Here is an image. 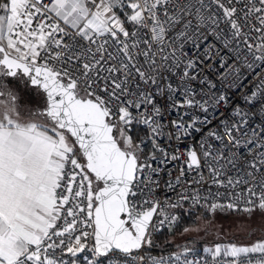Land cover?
Listing matches in <instances>:
<instances>
[{
  "label": "snow or ice",
  "instance_id": "obj_1",
  "mask_svg": "<svg viewBox=\"0 0 264 264\" xmlns=\"http://www.w3.org/2000/svg\"><path fill=\"white\" fill-rule=\"evenodd\" d=\"M208 36L248 68L264 65V0H0V78H25L42 97V110L23 117L0 83V264H77L86 250L87 264H144L152 230L175 223L171 210L185 200L259 213L264 223V80L242 97L248 111L229 95L210 94L216 84L199 75L204 61L185 50ZM214 54L213 44L206 58ZM221 106L239 118L221 121L226 135L210 131L181 149L211 122L195 110ZM134 125L147 132L134 137ZM228 137L245 157L225 154ZM177 161L181 175L168 187L193 171V183L206 184L207 167L211 186L225 192L197 188L162 205L152 196L160 186L154 177ZM225 195L227 203H208ZM192 251L148 260L209 264L188 259ZM203 251L210 264H264V239Z\"/></svg>",
  "mask_w": 264,
  "mask_h": 264
},
{
  "label": "built area",
  "instance_id": "obj_2",
  "mask_svg": "<svg viewBox=\"0 0 264 264\" xmlns=\"http://www.w3.org/2000/svg\"><path fill=\"white\" fill-rule=\"evenodd\" d=\"M46 2L50 3V0H46ZM197 44L198 46H193L192 44L186 45L185 50L189 56L191 57L199 56L200 59L204 61L203 65H201L203 70L200 71L199 75L201 77L206 76L208 79L212 80L216 84V88L211 89L210 94L216 95L223 93L229 95L230 97L233 98L234 103L240 104L245 111H248L249 106L242 102V97L254 91L257 85H259L260 82L264 80V65L254 64L253 68H248L244 64L243 59L238 58L239 54L234 52L231 48H224L222 43L215 40L211 36H208L207 40H199ZM213 44L215 45L216 54L212 55L211 59L208 60L206 58V53H208V48L211 47ZM249 59L251 60V58ZM233 69H235L236 71H233ZM193 84L197 91H200L201 89H204L205 91H209L206 85H201L198 82H193ZM157 102L162 103L159 97H157ZM253 111H256V109H253ZM220 113H223V115H220ZM195 114L201 117L207 116V118L211 122L203 125L201 132L193 133V138L191 140L186 139L184 143L181 145V149H183L189 143L195 144L196 141L200 140L201 138L207 137L210 131H215L220 135H226L224 133L221 121L226 120L228 125L231 126L232 123H234L236 120L239 119L238 117L232 116L230 108L223 106H221L217 112H214L213 109L210 107L209 112L206 114L200 111L199 109H196ZM176 116L177 113H172L171 116H166L165 119L166 120L175 119ZM252 123L258 124L259 120L254 117ZM137 126L142 128L143 133L147 132L146 126L144 125H137ZM227 139L229 142L230 150H225L226 155H231L232 153H237L240 157H245L247 155L246 148L243 145L240 148L232 147L230 137H228ZM241 139L243 140V138ZM174 143L175 142H173V144ZM209 143H211L213 146L217 148L221 146L220 143L215 140L209 139ZM161 145L167 147L168 142L162 140ZM150 149H151V145L149 144V148L147 151H145V153H147ZM241 164H242V160H241ZM181 166H182V161L171 162L163 166L164 170L160 173L159 176L154 177L159 181L160 186L159 188H154L152 192V196L155 199L160 200L162 205L166 202V198L168 203H175L179 200L181 194L185 196H191L192 191L197 188L200 190L201 195H203L206 191H208L209 188L213 194L217 190H219L220 192H225V189L223 188L217 189L215 186H211V180L209 177L207 167H203L201 169V171L204 174V178L207 181L206 184L193 183V181L199 179L197 172L193 171V172H187L183 176L182 182L179 185L175 186L174 188L168 187L169 181L175 182V177L181 175L179 171ZM226 170L229 171L230 175L236 174V169H232L231 166H228ZM136 199H140V198L137 197ZM212 202L227 203L228 197L227 195H225L216 198L215 200H213L210 197L208 203L210 204ZM182 204L194 206V205H203L204 202L202 201L201 204H193L191 200H185ZM171 211L173 212V214L177 215L176 209ZM175 223H173L171 226L165 224L161 229L173 227ZM153 224L154 225L158 224V218H154ZM161 229L156 230L154 228L152 230L151 236L154 233L160 231ZM91 243L92 241L90 239L89 245H91ZM184 247H189L193 250L190 254H188L187 256L188 259L208 260L210 264L211 257L208 254L204 253L203 251L204 248L207 246L198 245V244H184L179 249H173L167 252H160V253H152L144 248L141 250L140 254L144 255L146 258L144 264H150L148 257H157V258L174 257L176 253H182ZM85 257H88V259H92L90 250H86L84 253L79 254L74 259H76L77 264H87V260L85 259ZM255 258L256 257L253 256V261L255 260ZM65 259L71 261L73 258L65 256Z\"/></svg>",
  "mask_w": 264,
  "mask_h": 264
},
{
  "label": "rangeland",
  "instance_id": "obj_3",
  "mask_svg": "<svg viewBox=\"0 0 264 264\" xmlns=\"http://www.w3.org/2000/svg\"><path fill=\"white\" fill-rule=\"evenodd\" d=\"M0 83L5 85L6 91H11L16 95V103L23 117H26L30 111L42 110V97L25 78H2ZM212 214L211 219L200 217L195 224L185 227L189 231L185 232V228H183L171 235V240L176 244L175 249H179L181 245L187 243L197 244L200 242L207 247H214L216 244L247 246L260 240L253 239L258 233L256 228L264 226L259 213L249 218L247 214L238 215L218 209L212 211ZM255 229L256 231H254ZM249 231H252V236L248 234Z\"/></svg>",
  "mask_w": 264,
  "mask_h": 264
},
{
  "label": "trees",
  "instance_id": "obj_4",
  "mask_svg": "<svg viewBox=\"0 0 264 264\" xmlns=\"http://www.w3.org/2000/svg\"><path fill=\"white\" fill-rule=\"evenodd\" d=\"M137 131L143 133L141 127L134 125L131 133L134 137L136 136ZM149 148V144L145 146L144 151H147ZM227 210V209H224ZM229 212L236 213L238 215H244L245 213L241 211H232L227 210ZM176 214L178 215L179 219L176 221L175 225L172 227V231L169 228H163L160 231L154 233L151 238L153 244L151 247H145L147 251L152 253H160V252H167L170 250L175 249V242L171 240V235L175 232L182 230L183 228L193 225L197 222L198 218L203 219H211L213 217L212 211L209 210L208 207L201 206V205H194L189 206L186 204H182V206L176 209ZM256 229H258L256 231ZM254 231L258 232L257 235L254 236L253 239H264V226H258ZM252 231H249L248 234L251 235ZM252 236V235H251ZM216 242H224V241H216ZM190 244V243H187ZM198 245H202L197 243ZM184 245V244H183ZM182 246V245H181Z\"/></svg>",
  "mask_w": 264,
  "mask_h": 264
},
{
  "label": "water",
  "instance_id": "obj_5",
  "mask_svg": "<svg viewBox=\"0 0 264 264\" xmlns=\"http://www.w3.org/2000/svg\"><path fill=\"white\" fill-rule=\"evenodd\" d=\"M169 230L172 231V227H170Z\"/></svg>",
  "mask_w": 264,
  "mask_h": 264
},
{
  "label": "flooded vegetation",
  "instance_id": "obj_6",
  "mask_svg": "<svg viewBox=\"0 0 264 264\" xmlns=\"http://www.w3.org/2000/svg\"><path fill=\"white\" fill-rule=\"evenodd\" d=\"M2 78H0V80H1ZM102 186V185H101Z\"/></svg>",
  "mask_w": 264,
  "mask_h": 264
}]
</instances>
